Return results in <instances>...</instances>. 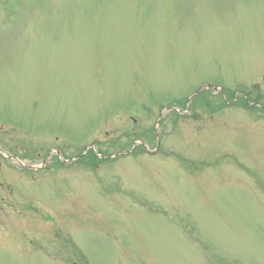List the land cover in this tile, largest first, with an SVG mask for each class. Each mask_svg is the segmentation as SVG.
<instances>
[{"label":"rangeland","instance_id":"rangeland-1","mask_svg":"<svg viewBox=\"0 0 264 264\" xmlns=\"http://www.w3.org/2000/svg\"><path fill=\"white\" fill-rule=\"evenodd\" d=\"M4 7L0 264H264V98L225 91L264 93V0ZM203 84L228 104L159 111Z\"/></svg>","mask_w":264,"mask_h":264}]
</instances>
